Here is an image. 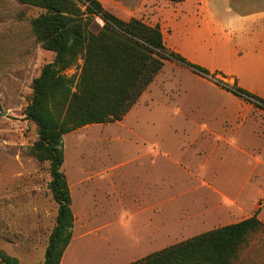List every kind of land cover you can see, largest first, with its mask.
I'll list each match as a JSON object with an SVG mask.
<instances>
[{
  "label": "rangeland",
  "instance_id": "rangeland-1",
  "mask_svg": "<svg viewBox=\"0 0 264 264\" xmlns=\"http://www.w3.org/2000/svg\"><path fill=\"white\" fill-rule=\"evenodd\" d=\"M115 1L121 19L157 21L138 15L137 0L131 13ZM160 1L169 5L167 48L215 75L169 58L122 121L63 136L75 225L61 264H130L215 229L201 221L207 208L227 216L238 206L230 223L263 208L264 109L223 87L264 99V0H188L190 31L187 21L169 27L172 8ZM41 13L0 0V250L20 264L44 263L58 213L50 164L30 151L38 128L24 114L33 80L55 57L32 30ZM103 25L97 16L92 29ZM235 264H264V230L247 238Z\"/></svg>",
  "mask_w": 264,
  "mask_h": 264
},
{
  "label": "trees",
  "instance_id": "trees-1",
  "mask_svg": "<svg viewBox=\"0 0 264 264\" xmlns=\"http://www.w3.org/2000/svg\"><path fill=\"white\" fill-rule=\"evenodd\" d=\"M20 1L42 10L32 19V30L37 42L55 54L33 80L32 98L24 114L38 128V139L30 151L40 162L50 164L49 189L58 204L43 264H61L75 223L72 195L62 169L63 136L86 126L122 121L169 58L203 75L215 74L167 48L159 25L138 18L125 21L99 0ZM167 1L178 4L185 0ZM97 16L104 25L94 31ZM74 68L78 71L68 75ZM223 88L264 109V99L237 84ZM258 213L130 264H235L247 238L264 230ZM0 261L20 264L1 250Z\"/></svg>",
  "mask_w": 264,
  "mask_h": 264
},
{
  "label": "crops",
  "instance_id": "crops-1",
  "mask_svg": "<svg viewBox=\"0 0 264 264\" xmlns=\"http://www.w3.org/2000/svg\"><path fill=\"white\" fill-rule=\"evenodd\" d=\"M99 1L103 2L104 6L111 13H116L118 7H117V2L115 0H99ZM187 1L188 0H185L184 2L178 3V4H173V3H170L169 1H167V2H169L170 6H171L170 8H172L171 11L169 12V17L167 18V20L170 19L169 24H167L169 27L175 29L177 26H181L182 23L185 25V23L187 21V23H188L187 29H189V31H190L191 13H190V11H188L186 9V7L184 5ZM136 2H137L136 3V11L139 10L138 15H141L140 14L141 12H148V11H150L152 14L153 13L157 14V21L154 24H150V25H152V26L159 25L161 27V31L163 33V28H164V26H166V24L165 25H164V23L162 24L161 19H163V18L161 15L164 13V11L167 10L169 5H166L167 3L163 4L160 0H137ZM130 3H131V0H120V5L126 6V8H125L126 13H131L132 10H135V9L130 10V8H129ZM154 3H158V5L155 6ZM260 13H262V12H260ZM248 17L249 16H246L244 18H248ZM239 18H243V15H239ZM128 19L130 20L131 17ZM125 21H128V20H125ZM185 29H186V27L184 26V33L186 32ZM189 31H187V33H189ZM186 47L188 49H191V50L195 49L194 46H186ZM72 201H73V196H72ZM72 207H73V205H72ZM258 210H259L258 217L264 224V205H263V208H261V209L260 208H258V209L252 208L250 210L249 215L252 216ZM227 213H229V215L226 216L225 212L223 210H218L217 208L215 210H212V209L207 208L205 211L202 212V214H200V217H201V221L203 223L206 221L208 223L210 222L208 224V226L209 227H215V229H216V228H219L222 226L233 224L232 222L231 223L229 222V219L238 216V214H239L238 206H232V208ZM251 216H248L247 218H249ZM244 219H246V218H244ZM244 219H242V220H244ZM239 221H241V220H239ZM234 223H236V222H234Z\"/></svg>",
  "mask_w": 264,
  "mask_h": 264
}]
</instances>
